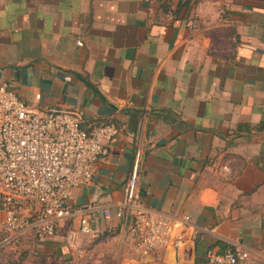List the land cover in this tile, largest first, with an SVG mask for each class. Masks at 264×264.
<instances>
[{"label":"crops","instance_id":"1","mask_svg":"<svg viewBox=\"0 0 264 264\" xmlns=\"http://www.w3.org/2000/svg\"><path fill=\"white\" fill-rule=\"evenodd\" d=\"M182 1L0 0V83L118 127L47 238L73 250L87 224L116 234L112 264H195L196 238L264 264V0ZM136 152L137 194L170 221L150 251L114 215Z\"/></svg>","mask_w":264,"mask_h":264},{"label":"built area","instance_id":"2","mask_svg":"<svg viewBox=\"0 0 264 264\" xmlns=\"http://www.w3.org/2000/svg\"><path fill=\"white\" fill-rule=\"evenodd\" d=\"M117 132L108 120L84 126L79 111L35 108L7 82L0 83V232L51 236L57 223L74 212L67 202L70 190L90 182L95 160L107 153ZM138 162L136 152L114 215L123 222L130 219L136 246L150 251L165 240L170 221L146 207L137 194ZM76 209L91 211L93 205L82 203ZM102 215L108 218L110 211L104 209ZM79 230L90 228L84 224ZM247 258L236 246L210 248L203 264H238Z\"/></svg>","mask_w":264,"mask_h":264},{"label":"rangeland","instance_id":"3","mask_svg":"<svg viewBox=\"0 0 264 264\" xmlns=\"http://www.w3.org/2000/svg\"><path fill=\"white\" fill-rule=\"evenodd\" d=\"M62 236L63 240L60 242L48 238L37 239L32 233L10 236L0 232V264H112V261L115 262V259L101 256V248L111 244L113 237L116 236L115 233L93 237L88 232L80 231L74 236L76 239L73 250H70L69 244L65 242V233ZM62 245H66L67 249L62 248Z\"/></svg>","mask_w":264,"mask_h":264},{"label":"trees","instance_id":"4","mask_svg":"<svg viewBox=\"0 0 264 264\" xmlns=\"http://www.w3.org/2000/svg\"><path fill=\"white\" fill-rule=\"evenodd\" d=\"M190 0H184L180 2L178 7H188ZM195 264H202L205 261V253L208 249L212 248L213 245H203L198 238L195 239Z\"/></svg>","mask_w":264,"mask_h":264}]
</instances>
